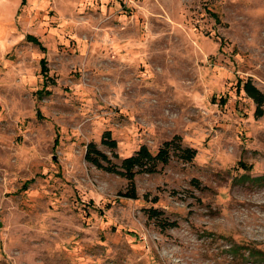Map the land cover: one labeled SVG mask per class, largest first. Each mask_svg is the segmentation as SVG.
I'll list each match as a JSON object with an SVG mask.
<instances>
[{
  "label": "rangeland",
  "instance_id": "obj_1",
  "mask_svg": "<svg viewBox=\"0 0 264 264\" xmlns=\"http://www.w3.org/2000/svg\"><path fill=\"white\" fill-rule=\"evenodd\" d=\"M239 79L264 92V0H0V264H264V116ZM175 135L196 157L136 199L86 159Z\"/></svg>",
  "mask_w": 264,
  "mask_h": 264
},
{
  "label": "trees",
  "instance_id": "obj_2",
  "mask_svg": "<svg viewBox=\"0 0 264 264\" xmlns=\"http://www.w3.org/2000/svg\"><path fill=\"white\" fill-rule=\"evenodd\" d=\"M42 50L45 51L46 47H42ZM41 63L42 72L46 78H49L46 57L41 59ZM237 89H239V91L243 90L246 95L255 102V116H264V92L254 85L251 79L245 82L239 79ZM103 141L111 149L117 148V141L112 138L110 132L105 133ZM57 143L58 139H56V144ZM196 155L197 150L193 147L184 146L180 135H175L172 139L165 141L162 147L156 152H153L147 145H142L134 154L122 158L120 163H115L108 154L99 150L93 142L87 145L86 150V159L89 162L98 168L121 175L131 183L130 191L126 196L134 199L137 198L135 178L138 174L155 173L158 171L159 164H167L175 156L185 162H191ZM115 157L119 158L118 154H115ZM154 213H156V211H154Z\"/></svg>",
  "mask_w": 264,
  "mask_h": 264
}]
</instances>
